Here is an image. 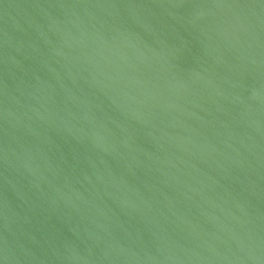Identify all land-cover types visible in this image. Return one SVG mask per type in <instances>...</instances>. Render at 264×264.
I'll use <instances>...</instances> for the list:
<instances>
[{"label": "water", "instance_id": "1", "mask_svg": "<svg viewBox=\"0 0 264 264\" xmlns=\"http://www.w3.org/2000/svg\"><path fill=\"white\" fill-rule=\"evenodd\" d=\"M0 264H264V0H0Z\"/></svg>", "mask_w": 264, "mask_h": 264}]
</instances>
